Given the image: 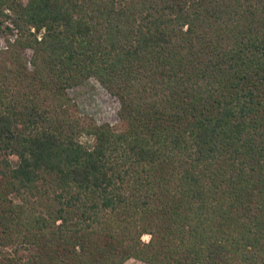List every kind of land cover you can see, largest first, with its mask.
Segmentation results:
<instances>
[{
  "label": "trees",
  "instance_id": "1",
  "mask_svg": "<svg viewBox=\"0 0 264 264\" xmlns=\"http://www.w3.org/2000/svg\"><path fill=\"white\" fill-rule=\"evenodd\" d=\"M0 16V264H264V0ZM92 78L117 125L70 99Z\"/></svg>",
  "mask_w": 264,
  "mask_h": 264
},
{
  "label": "rangeland",
  "instance_id": "2",
  "mask_svg": "<svg viewBox=\"0 0 264 264\" xmlns=\"http://www.w3.org/2000/svg\"><path fill=\"white\" fill-rule=\"evenodd\" d=\"M26 3L27 0H19ZM4 18L0 16V23ZM1 31V30H0ZM8 39L14 40L13 36L5 35L0 32V49L6 51L8 46ZM28 57L30 53L28 52ZM67 93L73 103L76 104L79 112L92 118L97 124L117 125L119 122V111L121 103L119 98L108 92L96 79H90L83 84L67 90ZM86 146L91 145V138L83 140ZM11 161L14 166L18 164V158L12 157ZM150 237L148 235L143 237V240L148 242ZM124 264H146L137 260H129Z\"/></svg>",
  "mask_w": 264,
  "mask_h": 264
}]
</instances>
